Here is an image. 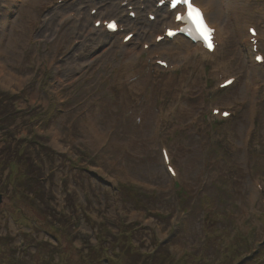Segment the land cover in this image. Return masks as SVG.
<instances>
[{"label": "rangeland", "instance_id": "1", "mask_svg": "<svg viewBox=\"0 0 264 264\" xmlns=\"http://www.w3.org/2000/svg\"><path fill=\"white\" fill-rule=\"evenodd\" d=\"M7 1L0 0V67L12 82L0 86V264H173L166 255L185 259L180 264H264V244L257 247L264 242V68L242 45L253 22L264 54V0H242L226 17L217 61L161 56L180 66L173 73L145 54L125 69L117 36L80 43L83 21L68 18L78 15L75 5L113 0H10L11 9ZM151 5L146 0L135 21L124 18L127 25L147 26ZM6 37L13 49L4 48ZM88 49L91 58L81 61ZM222 62L237 84L209 95L214 84L205 72ZM185 72L197 81L191 89L180 86ZM118 87L132 93L130 102ZM228 105L241 108L233 119H206L208 108ZM158 138L179 174L175 193ZM118 184L133 191L119 193ZM101 247L108 248L102 258Z\"/></svg>", "mask_w": 264, "mask_h": 264}, {"label": "bare ground", "instance_id": "2", "mask_svg": "<svg viewBox=\"0 0 264 264\" xmlns=\"http://www.w3.org/2000/svg\"><path fill=\"white\" fill-rule=\"evenodd\" d=\"M32 1L33 3H35V0H32ZM114 1L115 3L112 2L106 5L105 4L100 5L101 3H96L94 1H87L86 4H84L86 7H82V8L80 7L83 4L81 2H80L81 4L79 3L80 5L79 4L75 5L74 8L77 11H79L78 15L82 14L81 12H84V10H86L87 7H90V9H88V11L84 13L85 15H84L82 27L79 33L81 34V38L83 39L82 42H80L82 45H84V43L87 42V39L89 40V42L91 40L94 43L95 40L101 41L104 36L106 38L110 36L104 32V29L102 27L98 30L93 28V23L96 20H93L92 23H90L91 18L89 16V12L91 9H95L97 7L98 8V11L96 14L97 16L109 17L116 13H118V15L120 16L121 13H123V11L119 10L120 8H118V10L117 8L115 9V4L117 0H114ZM241 1L242 0H194L195 4L199 5L202 8L204 12L205 20L217 29V32H216L217 37L218 39L222 40V42L225 41V35L226 36L228 35L226 24L224 25L223 23L225 22L226 17L227 19L231 17V14L233 13V11L234 12L235 10L236 12L238 11V9L236 8L239 6ZM27 2H29V0H27L25 3ZM133 2L134 0H130V5H132ZM13 3L14 1L8 0L6 2V6L9 7V9H11V7L13 6ZM25 3L23 2V4ZM138 5L140 6L143 4L141 3ZM149 9L153 10L154 6L150 7ZM75 14L76 13H72L71 15H75ZM156 14H158V11H156ZM4 15L5 17H7L8 11H6ZM169 16L170 15L166 13L164 14V16H161L158 22H156L157 20H155L153 23H151L149 27H143L142 31H139L138 37L135 39L134 43L131 40L127 45L125 46L121 45L120 50L123 54V59L125 62V69L129 67L130 63L133 61L135 57L140 56L143 53L142 47L143 45L144 46L148 45L147 38L149 39V35H151V33L154 30L155 31L161 30V26H164V27L172 26V20ZM3 20L6 21V19H3ZM103 20H106V18H104ZM62 21H63V18L61 17L60 22ZM55 30L53 31L54 33H55ZM45 36H49V34L46 33ZM154 40H155V37L152 41L153 43L147 50V54L150 57L156 54V55L168 58L169 61L172 62L173 59L179 58V56H183V57H186L188 61L198 60V65L202 64V60L204 59H208V58H212V60L217 59V57L209 56L207 53L200 50V47L197 44L192 45L190 44V42H188L187 40L183 38H176V39L174 38L173 41L163 40V42H161L158 45L154 43ZM4 44H5L4 48H6L7 50L13 49V42L10 37L5 38ZM90 50H93V48L91 47ZM90 50L88 49L87 51H85L86 55L84 54V57H83L84 59H82L81 61L83 60L85 61L87 60V58H91V54H89L88 52ZM220 64L225 65V68H226V71L224 72L225 75L232 76L233 71L229 68L228 64L226 63H220ZM170 65H174V63H171ZM193 78H194L193 76H188V74L185 72V75L181 78V81H180L181 88L191 89L193 88L191 85H194V84L197 85L196 80L192 81ZM11 82H12L11 75H9V73L7 74L3 73L2 67H0V86L4 89L10 88ZM236 84H237V81L230 88L234 87ZM139 86H142V85H139ZM120 98L130 102L132 98V93L124 92L123 90H121Z\"/></svg>", "mask_w": 264, "mask_h": 264}, {"label": "snow or ice", "instance_id": "3", "mask_svg": "<svg viewBox=\"0 0 264 264\" xmlns=\"http://www.w3.org/2000/svg\"><path fill=\"white\" fill-rule=\"evenodd\" d=\"M180 6H183L184 10L182 12H176V21L180 24H183L184 27L179 29V31L185 32L193 39L203 41L205 47H207L209 50H212L214 45L211 38L214 29L209 27L201 9L196 6L194 0H171V7L173 9H178ZM107 26L115 30L114 23ZM168 35L172 36L175 35V33L169 30ZM253 35H255L254 31ZM257 60L264 62V57L258 56ZM229 83H231V81H229ZM225 115H227V113H225Z\"/></svg>", "mask_w": 264, "mask_h": 264}, {"label": "trees", "instance_id": "4", "mask_svg": "<svg viewBox=\"0 0 264 264\" xmlns=\"http://www.w3.org/2000/svg\"><path fill=\"white\" fill-rule=\"evenodd\" d=\"M119 190H120V193H122V192H124V191H127V192H130V191H131V190L125 188L124 186H121ZM125 235H126V232L123 231V232H121V236H120V237L125 238V237H124ZM125 244H126V246H130L132 243H130L129 241L126 240ZM128 248H129V247H128ZM102 249L105 250L106 252L108 251V248H102V247H101V248L99 249V251H98V253H100L101 258L104 257V255L102 254V252H103ZM129 249H131V248H129ZM136 254H137V253H136ZM166 258L169 259L173 264H180V262H178L177 260H175L172 256L166 255ZM105 260H107V259H105ZM108 260H109V261H113V260H114V257H113V256H111V257L109 256V259H108ZM108 260H107V261H108ZM109 261H108V262H109Z\"/></svg>", "mask_w": 264, "mask_h": 264}]
</instances>
